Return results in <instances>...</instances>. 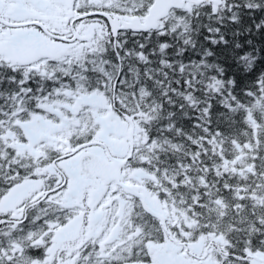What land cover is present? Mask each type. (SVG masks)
Wrapping results in <instances>:
<instances>
[{
  "label": "snow or ice",
  "instance_id": "snow-or-ice-1",
  "mask_svg": "<svg viewBox=\"0 0 264 264\" xmlns=\"http://www.w3.org/2000/svg\"><path fill=\"white\" fill-rule=\"evenodd\" d=\"M0 264H264V0H0Z\"/></svg>",
  "mask_w": 264,
  "mask_h": 264
}]
</instances>
